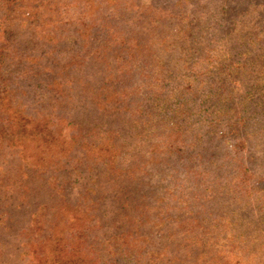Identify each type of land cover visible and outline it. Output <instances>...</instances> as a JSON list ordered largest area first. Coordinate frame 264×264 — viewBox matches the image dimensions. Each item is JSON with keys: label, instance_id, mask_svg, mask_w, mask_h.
<instances>
[{"label": "rangeland", "instance_id": "1", "mask_svg": "<svg viewBox=\"0 0 264 264\" xmlns=\"http://www.w3.org/2000/svg\"><path fill=\"white\" fill-rule=\"evenodd\" d=\"M78 1L0 0V28L6 29L0 33V82L7 80L16 83L17 79L37 77L43 83L47 79L62 80L59 83L62 85L65 79L75 80L79 76L76 75L77 73L70 74L69 70L72 68L69 64H65V60L70 59L81 64L80 70L77 71L81 73V83L74 88L81 87L84 92H88L100 86L99 81L89 82L88 76L97 69L91 67L88 62L86 66L84 62L88 59L91 61V58L96 59L100 54L102 60L105 52L94 50L89 46V43L94 47L99 45L95 43V34L93 37L87 35L77 37L74 33L76 31L86 33L90 23L96 21L98 17H103L106 14L104 12L109 8H99L96 0H81L86 5L77 3ZM119 1L120 10L127 13L124 17L135 18L138 12L144 14L147 20L150 16L153 17V24L150 25L157 28L155 39L159 38L158 33L169 31L173 52L177 51L176 45H180V42L186 44L182 52L185 63L177 69L176 81L182 83L181 88L184 86L189 89L187 91H190V94L185 98L178 95L179 99L175 98L166 101L163 105L160 104L156 122L150 124L143 120V123H148L144 128L140 123L136 124L140 118L138 115H134L131 120L125 118L128 124H114L115 128L123 127L129 133L127 141L117 137L118 135L113 138L118 149L122 150L121 155L117 156V168L131 170L128 178L130 176L133 178L121 180L117 178L113 181L109 178L97 181L94 188L98 189L97 196L102 200L95 207L98 208L97 213L92 210L86 212L83 209L79 211L81 215H78L81 218L94 216L98 222L94 234L92 233L88 239L92 251L88 253L87 249H82L83 258L87 255L90 258L88 261L96 260L99 264H126L125 262L135 264L129 259V255L131 259L135 258L138 264H264V125L262 124L264 123V0H255L253 4L257 11L247 13L244 8L240 9L238 6L240 0ZM178 2L180 5L176 6ZM116 12L109 14L116 17L122 15ZM238 17L243 21L241 25ZM121 21L122 19L120 25L112 26V38L121 36L127 38L123 34L130 32L131 26H124ZM100 27H95V31L102 33L107 30L105 27ZM122 30L124 31L121 33ZM59 36L64 40L57 46L55 43ZM68 36L70 38L67 40ZM30 39L31 41L26 43ZM156 41L160 47V41ZM52 50L61 52L63 64L43 57ZM20 60H27L28 66L18 70L21 65L17 63ZM29 61L34 65L39 62L40 66L49 64L45 67L51 73L53 71V74L45 75L46 72L44 73L42 67L37 69ZM86 68L88 71H85ZM32 73L35 75L31 77ZM151 81L152 79H147L140 83L143 85L137 97L136 93L130 94L127 102L136 104L146 99L148 101L145 104L148 105L151 98L146 97L147 91L156 94L159 92V88L153 87L155 83L148 86V82ZM234 82L236 83L233 84ZM43 83L40 82L39 86ZM35 84L37 86L38 82H28L24 85L32 88ZM19 85L15 89L21 88ZM129 85L132 93L134 85ZM231 85L236 86L237 91L229 95L228 88L232 87ZM1 86L2 96L20 93L15 91V94H10L8 86L0 84ZM176 86L165 85V90H172V94L178 87ZM107 87H110V84ZM56 93L57 90L50 87L48 92L50 99L51 97L56 99L58 97ZM66 95L68 93H62L61 97L67 99ZM191 96L192 100L188 98ZM48 104L45 105L49 108ZM23 105L27 106L24 102ZM180 106L185 111L174 112ZM28 108L24 109H33V107ZM4 111L13 113L14 107L9 104L7 108L1 109L0 117ZM65 114L64 112L60 115V121L67 119ZM242 114L244 118H248L250 114L255 118L250 122L242 120L240 124L233 126L234 122L243 117ZM42 117L38 118L42 119ZM88 118L101 123L102 120L109 118V114L96 117L90 115L87 116ZM258 120L259 122L256 123ZM52 122H55V119H52ZM79 122L76 118L73 121V123ZM217 123L227 143V156L223 158L220 167L207 157L208 165H205L204 170H198L196 153L199 149V136L209 126H217ZM230 126L238 132L235 140H232V136L228 134L226 136ZM58 128L61 126L58 125ZM95 133L98 136V131ZM207 138L208 135L202 137L203 140ZM122 141L124 143L119 145ZM2 142L0 151L4 153L5 146ZM165 143L166 145H163ZM184 145L190 149L191 160L188 168L185 169L190 176L182 171L184 165L178 160L181 153L177 156L171 153L173 150L176 152L185 150ZM232 146L234 154L231 155L229 151ZM32 148L34 149V146ZM208 149L205 156L209 154ZM30 151L35 155L34 150L30 149ZM10 153L14 154V151ZM147 161L149 162L147 166L142 167ZM144 172L145 176H142ZM89 176L93 178V174ZM88 179L90 178L84 177L85 181ZM84 180L81 182L82 186L85 184ZM41 184V180L34 179L26 182L25 185L33 194L40 193L39 197L43 198L49 195V191L40 188ZM191 187L197 190L194 198ZM143 192L146 194L145 198L143 197L141 204L136 206H140L142 211L147 208L148 212L145 211L141 219L147 218L153 223L143 227L133 226L128 218L124 220V213L133 208L134 203L142 198ZM159 192H162L160 198L164 196L166 200L163 204H157L153 210L150 198L159 195ZM177 192L178 198H181L187 206L184 212L178 209L183 205L178 203L174 206L173 202L169 201ZM216 194L217 198L213 201L212 196ZM56 204L57 202L51 203L54 206H57ZM73 204L74 202L69 203L70 206ZM165 205L171 211H168ZM85 206L94 209L89 204ZM207 213L211 214L209 221H206ZM198 214L200 215L197 216ZM70 216L71 213L66 215L65 219ZM167 217L170 219L160 224L161 220ZM177 217L180 218L179 221H176ZM112 218L114 221H111ZM152 224L155 227H151ZM111 225H114L113 228ZM256 225L258 227H255ZM136 227H139L136 230L137 234L139 231L144 234H138L139 237L148 238L147 235H154L153 238L146 242L144 237L133 240L135 238L126 235ZM65 228L66 226H60L67 246L71 240L65 235ZM152 228L154 230L150 231ZM13 245L15 246L14 243L11 246ZM142 247L146 251H143L142 257H138ZM9 252H12V248Z\"/></svg>", "mask_w": 264, "mask_h": 264}, {"label": "trees", "instance_id": "2", "mask_svg": "<svg viewBox=\"0 0 264 264\" xmlns=\"http://www.w3.org/2000/svg\"><path fill=\"white\" fill-rule=\"evenodd\" d=\"M69 1L72 2L73 0ZM254 1L240 0L238 6L240 9L244 8L246 13L253 10L257 11L256 6L253 4ZM77 3L83 2L79 0ZM96 3L100 6H98L99 8H109L108 11L104 12L106 14L90 23L86 31L87 34L84 31L82 32L85 34L78 31L74 34L77 37L83 35L93 37V34H95V43L99 45L94 47L93 44L89 43V46L93 47L94 50L105 52L102 60L100 54L96 59L91 58V61L88 59L84 62L86 66L88 62L91 67L94 66L97 69L92 72L96 76L91 73V76L88 77H90L89 82L96 83L99 81L101 83L100 86L88 92H84L81 87L74 88L81 83V73L77 72L80 70L81 64L79 65L70 59L65 60V64H69V67L72 68V70H69L70 74L77 73L76 75H79L75 79H79L77 81L65 79L64 83L60 85L59 83L62 80L50 79V81L47 79L43 83L40 79L34 77V79H17L15 80L17 81L16 83L7 80L0 82V84H5V87H9L10 94H15V91L20 92L18 95L10 96H2L0 94V110L7 108L9 104L14 107L13 113L4 111L2 112V117H0V143L4 141L2 143L5 146L3 147L5 152L3 151L4 153H2L0 151V264H99L96 260L88 261L90 258L87 255L86 258H83V253L81 252L82 249H87L88 253L92 251V246L88 243V239L97 228V218L94 216L81 218L78 215H81L79 211L83 209L86 212L92 210V212L97 213L98 208L95 207L102 202L101 197L97 196L98 189L94 188L98 180H107L109 178L112 181L117 178H119L118 180L127 179L131 171L117 168V156L121 155L122 150L118 149V146L113 142V138L118 135L117 137H122L127 141L129 133L123 127L115 128L114 124L127 123L128 120L125 121V118L131 120L134 115H138L140 118L136 124L140 123V126L144 128L148 123L154 124L156 122V118L159 116L157 112H159L160 104L163 105L166 101H172L175 98H185L190 94V91H187L189 89L184 86L181 88L180 85L182 83L179 80L178 82L176 81L177 69L181 64L185 63L182 52L185 50L186 44L180 42V45H176L178 52H173L169 31L158 33L159 38L155 39L157 28L150 25L153 24V17L150 16V19L147 20V17L140 12L137 13L135 18L124 17L127 13H123L120 10L119 0H96ZM178 5H180L179 2L176 3V6ZM114 8L116 9L114 10ZM220 10L221 12L223 11L222 7ZM114 11L122 14L121 18L109 14L115 13ZM241 17L243 19V16ZM241 17H238L240 25L243 23L240 20ZM121 19V24L131 26L130 32L123 34L127 38L122 36L112 38V26L114 24L120 25ZM100 26L107 28L108 31L104 30L102 33L95 31V27ZM17 29L22 30L23 28ZM5 30L0 28V33ZM69 38L70 36H68L67 40ZM62 40L64 38L59 36L55 44L59 46V42ZM156 40L160 41V47L156 44ZM30 41L31 39L26 41V43ZM89 41L92 42L91 40ZM61 56L60 51L57 53L53 50L49 51L47 55H43L45 59L56 60L58 64L59 62L63 64ZM29 63L37 69L42 67L44 73L46 72L45 75L51 73L45 67L49 64H41L40 66L39 62L35 65L31 61ZM17 65H21L18 67L19 70L28 66V61L20 60ZM128 67L131 68L129 69ZM85 71H88V69L86 68ZM32 75L35 74L32 73L31 77ZM147 79H152L151 82H148V86H152V83H155L156 85H153V87L159 88L158 94L147 91L146 97L151 98V102L148 105L145 104L148 101L146 99L136 102V104L127 102L131 95L136 93L137 97V93L140 91L141 85H143L140 83ZM33 81L38 82V85L36 86L35 84L32 88L24 85ZM40 82L43 84L39 86ZM109 84L110 87H107ZM129 84L134 85L132 93L129 90ZM169 84L178 86H176L177 88L172 94V90H165V85ZM18 85L21 88L15 89ZM231 86L228 88L229 95L237 91L236 86ZM50 87H54V90H57L56 94L58 97L56 99L53 97L50 99L48 94ZM25 89L28 91H25ZM0 90H2V86ZM62 93H68L66 95L68 96L67 99L61 97ZM173 94L176 96H172ZM74 96L75 98H70ZM166 98L168 100H165ZM188 98L192 100V96ZM23 102L27 106H24ZM47 103L50 105L49 108L45 105ZM25 107H33V109L26 110L24 109ZM15 109L20 110L17 111ZM184 111L182 106H180L174 112L183 113ZM64 112L67 115V119H61L60 121V115L64 114ZM108 114L109 118L102 120L101 123H96L95 119H87V116L90 115L96 117L100 115L107 116ZM58 115L59 117H57ZM39 116H43L42 119L38 118ZM75 118L80 122L73 123ZM253 118L255 117L252 114L248 118L243 116L240 120L234 122L233 126H237L242 120L250 122ZM52 119H55V122H52ZM143 120L148 123H143ZM262 124L264 125V123ZM58 125L61 128L57 129ZM218 125L219 123L214 127L209 126L201 136L198 135L200 138L199 149L196 153L198 160L196 168L198 170H204L205 165H208L207 157L220 167L223 158L227 156V143L224 141V134L219 130L220 126ZM233 126L228 128L226 136L228 134L232 136V140H235L238 132L232 128ZM96 131H98V136L95 133ZM218 134H221V136ZM204 135H208L205 140L202 139ZM210 135L213 137H210ZM133 137L136 136L133 135ZM122 143L124 142H120L119 145ZM163 145H166V143ZM33 146L34 149L32 148ZM206 147L207 149L208 147L213 148H211L212 151L208 149V156H205L207 153ZM233 148L232 146L229 151L231 155L234 154ZM30 149L36 152L35 155H32ZM183 149L185 150L182 151L181 149L179 152L173 150L171 153L176 156L181 153L178 160L184 165L182 171L188 175L189 172L185 169L190 164V149L186 145L183 146ZM13 151L14 154L10 153ZM148 163V161L144 162L142 167H146ZM90 174H93V178L89 176ZM141 175L145 176V172ZM84 177H89L90 179L85 181ZM129 178H133V176ZM34 179L41 180L42 187L40 188L49 191V195L40 198V193L33 194L31 189H28L25 185L26 182ZM83 180L85 184L82 186L81 182ZM80 185L82 187H80L81 190L78 189ZM199 186L201 187V185ZM193 188L191 187L194 192L192 193L194 198L197 190ZM78 190L80 191L78 192ZM161 194L162 192H159V195L150 198L153 210L157 204L165 202L164 196L160 198ZM178 194L177 192L173 199L169 201L173 202L174 206L178 203L183 205L178 209L184 212L187 210V206L181 198H178ZM144 195L146 194L143 192L142 198L137 203H134L133 208L129 212L124 213V220L128 218L133 226L143 227V225L153 223L147 218L141 219V216L145 211L148 212V209L144 208L142 211L140 206H136L141 204L143 197L145 198ZM212 198L213 201L216 200L217 194L212 196ZM52 202H57V206L51 205ZM70 202H74V204L70 206ZM86 204L93 206L94 209L90 206H85ZM165 206L167 208V205ZM201 208L204 209V207ZM167 210L171 211L168 208ZM69 212L71 216L65 219V216L70 214ZM188 213L185 214L189 216ZM207 216L206 221L211 220V214L207 213ZM169 219L167 217L161 220L160 224H164V221ZM175 219L179 221L180 218L177 217ZM111 221H114L113 218ZM202 221L205 222L204 219ZM60 226H66L64 233L71 240L67 246H65V240L62 236L63 230H60ZM113 226L111 225L112 228ZM139 227L128 231L126 235L135 238L133 240L142 239L144 236L139 237L138 234H144L141 231L138 234L136 232ZM151 227H155V225L152 224ZM255 227L258 226L256 225ZM153 230L154 228L150 231ZM147 236L148 238L144 237L146 242L151 240L154 235ZM13 243L15 246H11ZM121 247L124 246L121 245ZM10 248H12V252H9ZM143 251H146L144 247L140 249V256L139 254L137 256L142 257L144 255ZM129 259L138 264V261L135 258L131 259L130 255ZM125 263L129 264V262Z\"/></svg>", "mask_w": 264, "mask_h": 264}]
</instances>
